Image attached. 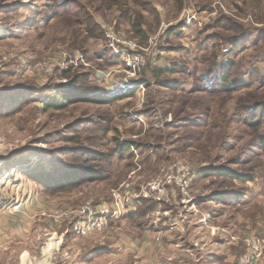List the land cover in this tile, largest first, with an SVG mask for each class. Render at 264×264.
Listing matches in <instances>:
<instances>
[{"label":"rangeland","instance_id":"374dc122","mask_svg":"<svg viewBox=\"0 0 264 264\" xmlns=\"http://www.w3.org/2000/svg\"><path fill=\"white\" fill-rule=\"evenodd\" d=\"M71 1L87 3L0 0V264H247L248 241L264 239V0H129L131 21L86 7L102 35L78 47L54 19ZM111 37L141 49L136 77ZM66 54L83 61L64 66ZM228 61L232 77L212 86ZM173 164L192 171V202L168 187L152 209L86 237L52 220L122 186L137 194ZM221 167L245 178L209 173Z\"/></svg>","mask_w":264,"mask_h":264},{"label":"built area","instance_id":"2783aa9c","mask_svg":"<svg viewBox=\"0 0 264 264\" xmlns=\"http://www.w3.org/2000/svg\"><path fill=\"white\" fill-rule=\"evenodd\" d=\"M184 17L187 24H191L195 20V17L189 12ZM122 43L125 47L118 46ZM109 49H112L120 57L128 58L126 66L129 77L134 78L140 73L141 68L144 66V60L139 55L132 57V51L141 50L135 43H126L122 42L119 38L111 37ZM228 52L229 49H223L219 59H224ZM71 58L67 54L63 55L62 64L65 66L66 63L73 64V62L78 63L83 61L82 55L79 54H75ZM64 66L63 69L65 68ZM130 83V88L137 87L133 82ZM192 178L193 173L190 169L179 164H173L162 169L160 174L147 186L141 187L137 194L122 186L119 189L111 191L108 202H85L76 208L52 214L51 217L55 224H69L72 234L76 237H86L104 231L113 220H119L126 213L134 212L141 206V201L143 200L149 199L154 202H160L168 187H173V190L179 193L182 203L186 200L192 202L190 197ZM12 208L14 212H19L21 204L15 203ZM247 244L250 245L251 249L246 257V263L253 264L261 255L264 239L261 241H248Z\"/></svg>","mask_w":264,"mask_h":264},{"label":"trees","instance_id":"16d2710c","mask_svg":"<svg viewBox=\"0 0 264 264\" xmlns=\"http://www.w3.org/2000/svg\"><path fill=\"white\" fill-rule=\"evenodd\" d=\"M87 3L82 4H74L72 1L70 5H64L66 8V12L60 15L59 13H55L54 19H58V22L66 27V29L71 28V32H73V36H70V39H72L74 42L72 43V46L78 47L80 45H83L84 43L90 41V40H97L99 37H101L102 32L100 31L98 25L93 21L92 17L89 15V13L86 11V7L93 10L95 8V12H102L103 10H114L120 15V18H125L129 21H131L132 16L135 15L136 12H134L129 7V0H86ZM136 8H138L136 5H134ZM62 7V5H61ZM60 7V8H61ZM132 23V22H131ZM133 29L136 31V33L141 36L142 38L145 37L144 32L142 31V24H141V17H137L136 20L133 21ZM76 32L78 33V37L76 38ZM248 41V40H247ZM246 41V42H247ZM245 43V41H242V43ZM238 47V43L233 42L230 46V48L233 50ZM99 57L105 59V55L99 54ZM113 59V58H112ZM115 59V58H114ZM117 60V58L115 59ZM233 68V62L228 61L226 63H223L222 66H219L218 72L213 75L212 82H214V87L216 88H224L226 85V82L230 80V77H232L231 69ZM162 72L160 71H154L155 75H158V73ZM170 72V71H169ZM201 80H199L200 82ZM145 87L149 86V83L147 81H142ZM205 91L209 93H213L212 89L204 88ZM88 91L84 90L81 91L79 94L83 96ZM136 90L132 89L129 91L124 92L122 95H119L117 97H113L109 100H106L105 102L111 103L113 101L129 98L131 96H134ZM64 100H67L68 97H62ZM117 99V100H116ZM69 100V99H68ZM73 100V99H72ZM98 101V100H97ZM55 107H59L60 105L55 103ZM129 148L123 144H118L115 147L114 153L121 155L126 152H128ZM102 162V161H101ZM209 171V170H208ZM79 173V172H78ZM76 173V174H78ZM209 173H216V175L223 176L225 178H237V179H243L245 177L239 176L235 171L232 169L221 167L214 171H209ZM80 174V173H79ZM81 176V175H80ZM54 179V178H53ZM51 179V181L53 180ZM90 182H95L97 179L94 178V176L88 178ZM59 180V179H58ZM83 180H86L84 177H78L76 181H72L71 179L67 181L66 179L61 178L59 182H62V187H68L70 184H77L78 182H82ZM78 183V184H79ZM154 203L149 200L143 201L141 207L132 214L127 215V218H133L138 217L139 214L145 213L146 211L152 209L154 207Z\"/></svg>","mask_w":264,"mask_h":264}]
</instances>
